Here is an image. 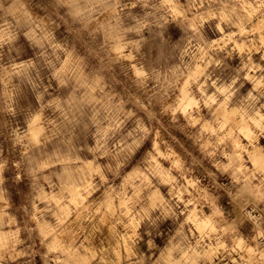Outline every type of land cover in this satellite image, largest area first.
Here are the masks:
<instances>
[{"label":"clouds","instance_id":"1","mask_svg":"<svg viewBox=\"0 0 264 264\" xmlns=\"http://www.w3.org/2000/svg\"><path fill=\"white\" fill-rule=\"evenodd\" d=\"M0 264H264V0H0Z\"/></svg>","mask_w":264,"mask_h":264}]
</instances>
